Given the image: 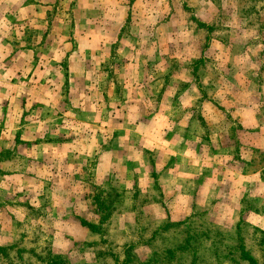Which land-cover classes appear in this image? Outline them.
I'll return each mask as SVG.
<instances>
[{"label":"clouds","instance_id":"9594fccd","mask_svg":"<svg viewBox=\"0 0 264 264\" xmlns=\"http://www.w3.org/2000/svg\"><path fill=\"white\" fill-rule=\"evenodd\" d=\"M0 264H264V0H0Z\"/></svg>","mask_w":264,"mask_h":264}]
</instances>
